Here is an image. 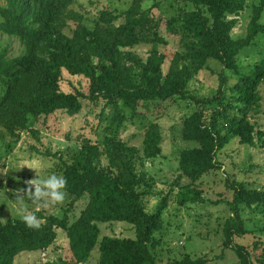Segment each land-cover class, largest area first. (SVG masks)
<instances>
[{"label": "trees", "instance_id": "1", "mask_svg": "<svg viewBox=\"0 0 264 264\" xmlns=\"http://www.w3.org/2000/svg\"><path fill=\"white\" fill-rule=\"evenodd\" d=\"M3 1L0 32L17 38L26 50L17 58H9L7 50L0 51V129L11 138H20L31 120L56 112L76 116L85 102L100 100L115 109L105 128L111 135L114 127L124 121L123 108L136 112L142 105L178 99L193 107L182 129L183 140L197 144L195 149L181 153L180 169L188 179L196 181L215 170L216 155L228 139L237 137L246 145L254 144L246 115L256 104L258 87L264 82V61L233 88V103L243 117L239 120L228 117L231 106L225 105L224 74L211 97L199 98L187 91V85L210 61L229 71L239 70V54L259 36L264 37V24L260 23L264 2L253 7L246 37L233 39L231 32L245 9V0H187L194 10H181L167 21V31L178 37L180 51L165 69L161 53L152 52L143 60L131 51L138 45L166 43L151 9L141 10L145 0H128L125 11H105L90 25L70 8L74 0ZM119 20L123 21L120 25L116 24ZM71 25L75 27L69 36L66 31ZM63 71L88 80V92H63ZM161 143L159 126L151 124L145 131L141 158L155 159ZM139 153L135 147L108 136L103 150L85 141L68 159L54 154L57 171L67 180L65 192L73 197V203L85 196L88 203L72 224L56 216L44 218L38 229L28 228L17 219L0 222V264H13L20 254L48 249L57 229L67 234L73 258L68 264L86 263L96 249L98 264H156L154 235L161 229L165 206L150 211L147 194L139 190L145 182L135 169ZM252 205H264V191L249 190L243 184L234 187V217L225 224L224 245L235 252L239 264H264L252 261L251 254L235 244V239L246 234L241 207ZM110 222L133 226L135 239H100L98 224ZM173 264L206 262L185 258Z\"/></svg>", "mask_w": 264, "mask_h": 264}, {"label": "rangeland", "instance_id": "2", "mask_svg": "<svg viewBox=\"0 0 264 264\" xmlns=\"http://www.w3.org/2000/svg\"><path fill=\"white\" fill-rule=\"evenodd\" d=\"M246 6L231 32L233 39L246 37L251 20L252 9L260 6L264 0H245ZM128 0H74L72 10L83 15L84 24L99 20L102 13L112 11L119 14L129 7ZM0 4H4L0 0ZM151 9L158 24V31L166 43L138 45L131 51L146 60L152 52L164 55L165 69L179 52L178 37L167 31V21L178 16L181 10L192 11L194 7L187 0H145L141 10ZM207 13L206 9H203ZM119 20L116 24L120 25ZM264 24V10L261 15ZM72 24V23H71ZM75 25H71L66 34L71 35ZM178 29V27H175ZM7 50L9 58H17L26 53L25 47L14 37L0 32V51ZM237 72L223 69L221 65L210 61L206 67L187 85V91L199 98L213 96L219 87L221 74L227 79L225 105L229 108V119H242L235 108L234 86L242 77L248 75L264 61V37L259 36L237 58ZM138 74V72H137ZM61 89L72 93L79 90L88 92L89 82L81 76L63 71ZM256 104L248 111L246 121L252 126L255 141L246 145L240 138L228 139L216 155L217 168L196 181L183 175L180 169L181 153L193 150L197 144L183 140L182 129L185 119L192 113L193 107L175 99L166 103H152L140 106L136 112L123 108L124 121L115 126L112 134L106 132L115 109L106 107L100 100L96 103L85 102L76 116L63 112L31 120L29 129L21 133L20 138H11L0 129V222L21 220L18 197L23 196L30 211L35 210L24 190L27 182L35 178V171L24 166L25 162L39 160L44 165L38 176L61 175L57 171L58 154L68 159L82 148L85 141L103 150L108 136H114L127 146L135 147L140 153L135 161L136 173L143 176L145 182L139 190L147 194V202L152 212L164 205L161 212V229L155 233L157 246L153 249L156 264H173L189 258L203 260L206 264H239V259L231 248L225 247L224 228L227 220L234 217L231 203L234 199V187L245 185L253 191H264V82L258 87ZM151 124H157L162 135L160 154L153 160L141 158L145 131ZM52 155V156H51ZM106 158L103 164H106ZM88 197L76 203L68 193L62 203L41 207L36 213L40 225L44 218L56 216L67 219L69 224L76 221L85 209ZM43 205V202H42ZM246 234L235 239L251 254L252 261H264V205L241 207ZM100 239L103 237L135 239L133 226L123 222L98 224ZM54 243L46 250L18 255L13 264H68L73 262L67 234L56 230ZM99 253L96 249L84 264H98Z\"/></svg>", "mask_w": 264, "mask_h": 264}, {"label": "clouds", "instance_id": "3", "mask_svg": "<svg viewBox=\"0 0 264 264\" xmlns=\"http://www.w3.org/2000/svg\"><path fill=\"white\" fill-rule=\"evenodd\" d=\"M24 166L35 171V178L28 181V187L24 190L28 199L33 205L35 210L30 211L23 196H19V213L21 220L28 228L38 229L40 227V219L36 215L41 210V207H47L49 202L53 205L62 203L65 199V189L67 180L62 175H36L40 172L44 165L39 160L27 161ZM43 202V205H42Z\"/></svg>", "mask_w": 264, "mask_h": 264}]
</instances>
